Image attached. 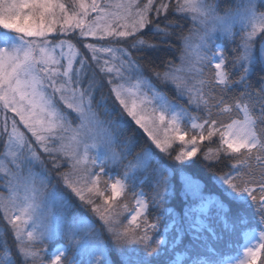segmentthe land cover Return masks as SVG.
<instances>
[{
	"label": "snow or ice",
	"instance_id": "1",
	"mask_svg": "<svg viewBox=\"0 0 264 264\" xmlns=\"http://www.w3.org/2000/svg\"><path fill=\"white\" fill-rule=\"evenodd\" d=\"M261 9L0 0V264H112L110 251L120 264H264ZM218 41L235 44L231 69ZM177 187L182 215L168 206Z\"/></svg>",
	"mask_w": 264,
	"mask_h": 264
},
{
	"label": "trees",
	"instance_id": "2",
	"mask_svg": "<svg viewBox=\"0 0 264 264\" xmlns=\"http://www.w3.org/2000/svg\"><path fill=\"white\" fill-rule=\"evenodd\" d=\"M218 4L220 6L221 12H223V10H225L226 8L231 7L233 5V0H218ZM169 19L170 20L171 19H175L178 24H183L184 25V31H185V33H187V29L190 26V21L182 20L178 16H170ZM145 38L146 39H152L151 33L146 31L145 32ZM226 46H228V48L226 50V55L229 58V62H231L232 58H233V55H234V54H231V51L235 47V44L227 43ZM133 54L136 55V53H133ZM156 55L160 56L162 59L166 60L168 58V56L171 55V53L161 52V53H157ZM157 63H159L158 60H157ZM160 67L162 69L163 65H160ZM144 71H146L148 73H151L147 66H145ZM237 76H238L237 73H235L234 76H233V79H235ZM257 81H258V74H253V76L251 77V82L253 84H256ZM96 95H97V98H99V95L98 94H96ZM168 96L170 98H173L171 95H168ZM136 151H139V148H137ZM218 167H222V165H218ZM194 168L199 170L202 173V175H204L205 177H208V176L211 175L210 172H207L199 164L198 165H194ZM144 184L148 186V187L145 186V190H146L145 193L150 196V194H151V187L149 186L150 182L146 181ZM183 204H184V201H183L179 191H176L175 194L169 198L168 206L174 208L176 212H180L181 211V209L183 207ZM169 241H171V237H169ZM184 242H186L185 238H184L182 243H184ZM108 247H109V249H111V244L110 243H109ZM173 256L174 255H172V253H170V255L166 254V258H168V259H171ZM110 260L112 261V264H120V259L118 257V254L116 252H114V251H110ZM17 264H18V261H17Z\"/></svg>",
	"mask_w": 264,
	"mask_h": 264
},
{
	"label": "rangeland",
	"instance_id": "3",
	"mask_svg": "<svg viewBox=\"0 0 264 264\" xmlns=\"http://www.w3.org/2000/svg\"><path fill=\"white\" fill-rule=\"evenodd\" d=\"M217 2H218V0H217ZM235 3H236V0H233V5H234ZM233 5H232V6H233ZM261 10H264V9H261ZM218 42L222 43L223 46L225 47V50H227L228 46H226V45H227L226 42H222V41H218ZM237 43H238V37H237ZM257 43H259V41H258ZM231 54H234V53L231 51ZM228 67H229V69L232 68V63H231V62H229ZM236 73H237V75H239V72H236ZM144 74H145L146 76H149V77L152 79V82L157 86V88H159V89H160L162 92H164L167 96H168V95H171L173 98H170L169 96H168V97H169V99H171L173 102H175V103H177V104H179V105H181V106H184V107H187V106H188V105H187V101H186V99L177 97V94H176V92L174 91V89H173L172 86L160 83V82L157 81L154 77H152V74H151V73H148V72L144 71ZM193 111H194V110H193ZM9 115H11V114H9ZM21 129L23 130V126H22V125H21ZM210 146L215 147L216 145L213 144V145H210ZM0 147H2V146H0ZM130 159H131V157H130ZM48 167H49V169H50V168H51V165L49 164ZM37 170H38V169H37ZM52 175H53V177H54V176H55V173L53 172ZM145 186L148 187L147 185L143 184L142 186H141V185L138 186V187H137V190L139 191V190L142 188L143 191L146 192V190H145ZM149 186H150V185H149ZM176 191H179V188H178V187H177V190H176ZM179 193H180V191H179ZM183 209H184V204H183V207H182L181 211H180V212H177V213L182 215V213H183ZM87 215L89 216L90 219H92V220L97 224V227H101V224H100L99 220L96 219V218L93 216V214L90 212V210L88 211ZM7 227H8V226H7L6 222L3 221L2 216H0V235L3 234V230H4L5 228H7ZM232 236H233V235H230L229 237L225 238V239L220 243L219 246H220L221 248H222L223 246H226V245H227V240H228V239L231 240V239H232ZM169 237H170V236H169ZM169 237H168V239H169ZM105 238L107 239V236H106V235H105ZM185 240H186V242H184V244L186 245V244H187V238H185ZM8 243H9L10 246H13V238L11 237V235H9V237H8ZM165 258H166V256L161 257V259H165Z\"/></svg>",
	"mask_w": 264,
	"mask_h": 264
}]
</instances>
